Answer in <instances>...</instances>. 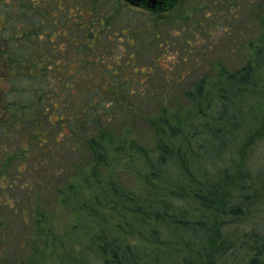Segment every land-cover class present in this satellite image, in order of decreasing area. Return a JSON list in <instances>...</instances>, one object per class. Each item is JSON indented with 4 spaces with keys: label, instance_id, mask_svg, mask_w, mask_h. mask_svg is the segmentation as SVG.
<instances>
[{
    "label": "trees",
    "instance_id": "trees-1",
    "mask_svg": "<svg viewBox=\"0 0 264 264\" xmlns=\"http://www.w3.org/2000/svg\"><path fill=\"white\" fill-rule=\"evenodd\" d=\"M61 2L22 4V23L13 13L0 21V130L35 126L24 153L9 154L22 164L48 163V153L62 156L51 138L57 145V135L78 140V156L63 162L74 183L56 202L75 214V228L89 235L90 253L102 264H264V0L246 64L201 78L184 91L186 107L162 104L142 135L114 126L138 111L131 95L139 90L128 88L130 78H115L121 68L107 67L95 49L107 18L94 20L99 7L86 9L87 0ZM103 72L113 74L105 89L94 84ZM48 124L58 134H49ZM32 148L42 154L31 159ZM124 175L136 186H124ZM75 238L64 226L61 247ZM72 257L88 264L85 252Z\"/></svg>",
    "mask_w": 264,
    "mask_h": 264
},
{
    "label": "rangeland",
    "instance_id": "rangeland-1",
    "mask_svg": "<svg viewBox=\"0 0 264 264\" xmlns=\"http://www.w3.org/2000/svg\"><path fill=\"white\" fill-rule=\"evenodd\" d=\"M4 1L9 6L0 2V21L10 19V16H6L7 13H13L15 18L22 17L18 8L22 4L28 7L33 1L43 3L45 0L19 1L17 7L13 5L16 0ZM61 1L65 8L68 0ZM262 2L263 0H179L171 10L157 15L137 9L123 0H87L86 9L99 7L94 11V20L107 18L104 20L106 30L98 36V47L95 49L101 53V59L107 67L121 68L115 78L122 80V75L130 78L128 81L131 82L126 84L128 88L133 86L140 91L131 95L132 101L138 104V111L130 112V117L121 115L114 126L132 127L137 134L142 135L149 128L150 118L159 111L162 104L169 109L174 105L186 107L188 100L184 91L191 90L201 78H215L219 68H224L229 73L241 69L250 57V41H259L260 31L255 18ZM49 3L52 4L53 0H49ZM10 6L15 9L12 11ZM235 7L237 9L234 12ZM227 9L232 12L226 11ZM27 18L29 17L24 18V21L28 22ZM22 20L23 17L19 23ZM107 21L111 22L109 27ZM77 34L81 37L83 31L78 33L75 30L74 35ZM42 43V47L49 50L48 40L42 39ZM68 45L69 42L65 44ZM3 49H6L4 44L0 45V50ZM66 50L70 51V46ZM62 59L67 60L66 55ZM3 75L4 73H0V77ZM112 76L108 72L98 73L94 84L103 88L102 82H105L110 87L108 81ZM104 78L107 80H103ZM2 83L3 89L10 90L7 80ZM153 91L155 95L152 94ZM0 95L2 100V94ZM156 101L161 104L158 106ZM34 127L31 125L28 128L25 125L28 129L23 128L21 132L7 131L6 134L0 130V264H82L78 260H72L75 252L80 255L85 252L88 264H102L90 253L89 244L87 245L89 235L84 236L78 227L75 228V214L56 202L59 200V190L66 191L68 184L74 183V180L68 179L69 170L64 163L68 157L72 159L78 156V140L57 135L60 142L57 145L56 140L51 138L52 146L55 145L62 156L55 157L48 153V163L29 162L27 158L25 164H22L9 154L10 151L24 153V141L30 138ZM46 130L49 134L59 132L58 128L50 124ZM80 139L82 144L86 143L85 135ZM28 154L31 159L36 158L42 154V150L32 148ZM9 155L7 160L10 159L13 163L5 165L4 157ZM60 158L63 160H59ZM17 168L22 175H18L20 173ZM120 179L128 188L136 186L130 175H124ZM77 189L79 197L83 198L82 187ZM64 226L70 229L78 242H65L62 248L60 240ZM53 235L60 239L54 241ZM67 256L69 258L66 260Z\"/></svg>",
    "mask_w": 264,
    "mask_h": 264
},
{
    "label": "water",
    "instance_id": "water-1",
    "mask_svg": "<svg viewBox=\"0 0 264 264\" xmlns=\"http://www.w3.org/2000/svg\"><path fill=\"white\" fill-rule=\"evenodd\" d=\"M136 8H141L153 13L171 10L179 0H124Z\"/></svg>",
    "mask_w": 264,
    "mask_h": 264
}]
</instances>
